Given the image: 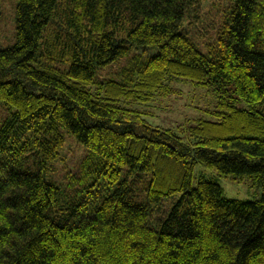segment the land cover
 <instances>
[{
  "label": "trees",
  "instance_id": "1",
  "mask_svg": "<svg viewBox=\"0 0 264 264\" xmlns=\"http://www.w3.org/2000/svg\"><path fill=\"white\" fill-rule=\"evenodd\" d=\"M7 1L0 264H264V194L194 186L202 166L264 191V0H224L203 51L183 32L196 0H0V30ZM177 82L215 91L210 119L174 130L132 108ZM70 141L83 154L51 179Z\"/></svg>",
  "mask_w": 264,
  "mask_h": 264
},
{
  "label": "rangeland",
  "instance_id": "2",
  "mask_svg": "<svg viewBox=\"0 0 264 264\" xmlns=\"http://www.w3.org/2000/svg\"><path fill=\"white\" fill-rule=\"evenodd\" d=\"M198 2L202 4L200 7L198 4L193 6V9H191L190 14H188L183 23V32L194 40L200 50L203 51L212 42V38H215L217 32L214 24L208 26L205 21L210 18L212 19L215 12V18L212 23L214 20L217 23V15L224 14L226 7H224V0H196V3ZM13 4L14 2L7 1L3 7L2 13L4 17L0 30V49L7 48L12 44ZM198 8H200L201 19L205 25L203 22L196 20ZM138 53H142V51H138ZM148 54L151 55L153 52ZM121 64L119 62L107 69H101L98 75L102 78H114ZM175 84L174 87L178 91L176 96H171L165 100L156 99L147 106L132 105V108L149 112L150 116L147 118L152 125L174 130L186 123H193L194 120L199 118L210 119L207 111L213 109L218 102L215 91L212 89H200L183 82ZM82 154L83 149L81 146L79 147L73 141L68 142V145L66 144L65 148L61 151L62 157L60 159L64 158V161L62 159L61 162L54 164L53 171L49 173V177L62 181L65 168L67 170L73 169ZM195 176L194 186H197L200 177L216 182L222 187L224 196L227 199L255 202L262 199L264 194L262 188L253 186L249 180L236 182L231 177H223L218 171L206 169L202 166L196 168Z\"/></svg>",
  "mask_w": 264,
  "mask_h": 264
}]
</instances>
